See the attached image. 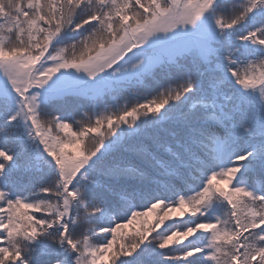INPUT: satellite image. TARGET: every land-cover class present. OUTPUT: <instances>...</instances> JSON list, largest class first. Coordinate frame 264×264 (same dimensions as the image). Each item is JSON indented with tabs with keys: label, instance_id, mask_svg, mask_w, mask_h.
I'll list each match as a JSON object with an SVG mask.
<instances>
[{
	"label": "snow or ice",
	"instance_id": "6c2138e0",
	"mask_svg": "<svg viewBox=\"0 0 264 264\" xmlns=\"http://www.w3.org/2000/svg\"><path fill=\"white\" fill-rule=\"evenodd\" d=\"M0 264H264V0H0Z\"/></svg>",
	"mask_w": 264,
	"mask_h": 264
}]
</instances>
